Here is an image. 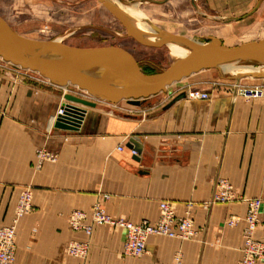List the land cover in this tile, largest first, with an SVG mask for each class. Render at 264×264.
Returning a JSON list of instances; mask_svg holds the SVG:
<instances>
[{"label":"crops","instance_id":"1","mask_svg":"<svg viewBox=\"0 0 264 264\" xmlns=\"http://www.w3.org/2000/svg\"><path fill=\"white\" fill-rule=\"evenodd\" d=\"M4 69L10 71L0 64V229L11 224L21 190L32 191V210L17 224L13 264H171L176 254L182 264H240L246 205L201 207L219 178L231 183L237 198L261 200L254 237L264 241V97L222 94L227 89L220 84L208 101L185 97L165 109L196 82L184 79L139 105H113L115 114L104 103L91 108L65 101L61 87L33 74L14 79ZM224 78L229 81L218 71L199 80ZM249 78L230 82L264 86L246 83ZM63 103L85 110L75 130L54 127ZM131 138L141 146L136 156L127 147ZM43 148L57 160L36 168ZM162 201L178 216L195 204L189 216L197 234L185 241L151 236L139 258L123 254L125 231L119 228L98 226L87 236L68 223L73 211L89 215L99 202L114 218L153 224ZM231 217L238 220L234 226L226 223ZM73 242L88 243L85 260L68 256Z\"/></svg>","mask_w":264,"mask_h":264},{"label":"rangeland","instance_id":"2","mask_svg":"<svg viewBox=\"0 0 264 264\" xmlns=\"http://www.w3.org/2000/svg\"><path fill=\"white\" fill-rule=\"evenodd\" d=\"M118 2L128 6L135 4L134 12L141 18L139 21L154 29L157 34L155 40L164 33L184 36L201 44H207L212 38H216L228 47L264 40V0L115 1L116 4ZM255 8L254 13L249 15ZM0 17L15 33L31 40H57L78 48H121L134 57L142 72L149 75L162 73L175 61L166 45L160 48L146 47L128 37L120 22L97 0H0ZM136 21L135 19L133 22ZM222 31L226 35H221ZM227 35H231L230 38ZM0 64L22 71V68L15 67L1 58ZM232 65L256 69L258 73L247 79L246 83L251 85L264 83V77L258 76L264 74V64L237 62ZM4 71L10 73L6 69ZM218 71L223 72V68H213L192 75L187 80L196 82L178 91L177 95L185 92L189 87L209 89L211 95L218 94L215 88L221 84L227 89L226 93L222 94L240 96V89L253 87L230 82L232 79L248 78V75L237 77L230 75V78H227L229 81L225 80L226 77L221 81L224 84H218L216 81L208 84L199 80L206 73L215 74ZM61 89L71 96L85 95L82 100L95 103L94 108L104 103V110L107 113L115 111L116 114V108L113 106L116 104L101 101L72 85Z\"/></svg>","mask_w":264,"mask_h":264},{"label":"water","instance_id":"3","mask_svg":"<svg viewBox=\"0 0 264 264\" xmlns=\"http://www.w3.org/2000/svg\"><path fill=\"white\" fill-rule=\"evenodd\" d=\"M97 2L120 22L127 36L137 43L160 48L168 42L175 41L188 47L191 52L183 59L174 61L162 73L145 75L134 57L121 48H78L57 40H31L15 33L0 17V58L41 75L55 86L72 85L101 101L118 104L125 100L131 105H139L140 100L163 93L175 83L205 70L223 68L224 64L228 63L264 61V40L228 47L216 38H212L207 44H201L184 36L164 33L161 41H147L112 3L108 0ZM256 8L249 15L254 13ZM45 52L52 53L60 59L41 58ZM95 66L103 68L99 77L86 72ZM258 76L264 77V74ZM185 97V92L180 93L166 105L165 109ZM64 99L71 103L95 107V103L71 95H64ZM61 109L63 113L56 117L54 127L64 130L78 128L85 110L70 103H63ZM127 147L137 154L140 153L141 146L138 145L136 138L129 139Z\"/></svg>","mask_w":264,"mask_h":264},{"label":"built area","instance_id":"4","mask_svg":"<svg viewBox=\"0 0 264 264\" xmlns=\"http://www.w3.org/2000/svg\"><path fill=\"white\" fill-rule=\"evenodd\" d=\"M4 66L11 71L14 79L28 75L30 77L31 74L35 73L25 69H22V71H20L21 69L15 70L8 65ZM34 75H36L35 77H40L43 81L50 83L41 75H38L37 73ZM81 92L85 91L81 90ZM85 93L88 94L87 92ZM65 94H67V91H65ZM239 94L248 101H256L264 97V86L243 87L239 90ZM73 96L84 99L85 95L74 94ZM185 96L193 101H208L211 93L209 89H196L189 87L185 91ZM62 113L63 110L60 107L56 116L53 118V122H55L56 117ZM117 149L121 151L122 147H118ZM131 153L132 155H137V152L134 150H131ZM56 160V154L51 153L44 148L39 149L36 153V168H40L46 162L53 163ZM234 202H243L246 205V214L243 219L245 227L242 234L243 248L240 264H264V241H259L254 237L255 231L259 225L260 199L237 198L233 192V186L231 183L225 178H219L215 182L212 197L208 202L203 203L201 207L207 209L214 204H230ZM195 206V204L188 203L186 215L178 216L170 203L162 201L159 203V217L155 223L152 224L148 221H143L139 224H135L122 218L112 217L99 202H96L92 206L89 215L85 211H73L69 215L68 223L72 231L83 232L87 236L92 234L94 227L112 226L119 228L125 231L123 254L125 256L139 258L144 255L146 242L151 236L167 237L181 241L193 239L197 232L194 227V222L189 216V212ZM31 210L32 191L29 188H23L18 197L11 224L0 229V264L14 263L17 224L18 221L30 213ZM88 219H90L89 223L87 222ZM237 222L238 220L236 218L231 217L226 223L229 226H234ZM66 253L70 257L85 260L89 254V245L88 243H70L66 247ZM171 264H182L181 255L176 254Z\"/></svg>","mask_w":264,"mask_h":264},{"label":"bare ground","instance_id":"5","mask_svg":"<svg viewBox=\"0 0 264 264\" xmlns=\"http://www.w3.org/2000/svg\"><path fill=\"white\" fill-rule=\"evenodd\" d=\"M110 3H112L117 9H119L122 14L132 23V25L135 27V29L141 34V36L147 40V41H161V39L165 36L161 34L158 36L157 40H155V36L157 35L154 31V29L149 26L148 24L139 21L141 18L134 12V5L128 6V5H123L120 2L118 4L115 3L117 0H108ZM137 20L135 23L133 22L134 20ZM216 19V18H215ZM227 19V18H226ZM139 21V22H138ZM217 21V19H216ZM222 21V20H221ZM169 49V53L172 57L175 58V61H179L189 55L191 50L184 46L183 44L175 41L168 42L166 45ZM41 58L44 59H49V60H57L60 59L58 56H55L52 53L45 52L41 55ZM264 64L263 62H260ZM225 66L223 67V72L228 74V77L230 75L233 77H237L238 75H248L251 77L252 75H255L258 73L256 69L253 67H236L233 66L231 63L224 64ZM263 67V66H262ZM261 67V68H262ZM264 70V68H263ZM103 68L101 66H95L92 68H89L86 72L89 73L92 76L99 77L102 74ZM247 78V77H246ZM253 78V77H252ZM261 79V78H260Z\"/></svg>","mask_w":264,"mask_h":264},{"label":"trees","instance_id":"6","mask_svg":"<svg viewBox=\"0 0 264 264\" xmlns=\"http://www.w3.org/2000/svg\"><path fill=\"white\" fill-rule=\"evenodd\" d=\"M145 75H149L148 73L143 72Z\"/></svg>","mask_w":264,"mask_h":264}]
</instances>
